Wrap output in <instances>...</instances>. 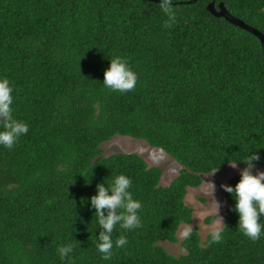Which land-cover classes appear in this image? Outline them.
I'll return each mask as SVG.
<instances>
[{
	"label": "trees",
	"instance_id": "16d2710c",
	"mask_svg": "<svg viewBox=\"0 0 264 264\" xmlns=\"http://www.w3.org/2000/svg\"><path fill=\"white\" fill-rule=\"evenodd\" d=\"M161 2L0 0V79L13 87L14 118L29 126L12 150L0 145V264H264V229L255 242L238 230L224 188L221 242L194 227L185 253L160 244L179 242L181 225L193 222L185 198L203 175L246 165L255 152L264 167V43L207 7L224 3L264 32V0H173L171 28ZM115 56L137 74L132 91L103 84ZM117 135L161 148L179 174L163 185L162 167L137 152L107 155L102 145ZM120 174L141 202L142 226L118 224L113 242H128L104 260L91 197ZM68 244L62 261L57 248Z\"/></svg>",
	"mask_w": 264,
	"mask_h": 264
},
{
	"label": "clouds",
	"instance_id": "9594fccd",
	"mask_svg": "<svg viewBox=\"0 0 264 264\" xmlns=\"http://www.w3.org/2000/svg\"><path fill=\"white\" fill-rule=\"evenodd\" d=\"M158 7L168 17L164 22V27L171 28L177 19L173 0H162ZM137 80V74L131 69L127 59L120 56L110 58V67L104 72L103 84L106 88L121 93L129 92L135 88ZM12 92L13 87L9 79H0V128H2L0 130V145L9 150H12L19 138L29 131L27 123L17 120L13 116L11 106L14 98ZM259 159L258 153L255 152L242 161L247 167L242 170L241 179L234 188L222 185L224 190L233 194L236 200L235 211L239 214L238 230L253 242L260 239L262 229H264V225L260 222V217L264 214V171H259L255 175L252 171L255 167L254 161ZM229 164L233 168L237 167V163ZM131 183L130 178L126 175H115L111 182L105 180V182L99 183L97 194L91 197V206L95 209L94 217L102 229L97 237L96 247L104 260L112 257L114 243L116 248H123L128 242L125 236H120L113 242L112 233L118 224L120 228L127 230L142 226L138 216V210L142 205L140 201L133 198L129 191ZM105 184L109 186L106 187ZM211 184L215 190L214 183ZM214 202L218 219L210 228V243H219L222 240L224 223L223 218L219 215V203L216 200ZM192 231L191 226L186 227L182 236L189 238ZM73 247L72 244H68L57 248V253L62 261L69 260Z\"/></svg>",
	"mask_w": 264,
	"mask_h": 264
},
{
	"label": "rangeland",
	"instance_id": "374dc122",
	"mask_svg": "<svg viewBox=\"0 0 264 264\" xmlns=\"http://www.w3.org/2000/svg\"><path fill=\"white\" fill-rule=\"evenodd\" d=\"M105 153L112 154L116 152H137L144 156L150 165L160 166L163 169L161 183L168 185L179 174L181 166L161 148L149 145L145 140L133 138L131 136L117 135L114 138L106 141L102 145ZM246 165H237L233 168L229 165L215 170L209 174L203 175V183L200 187H190L186 195V202L194 210V220L191 224L181 225L178 231L179 242L162 241V244L172 255L179 256L185 253V249L181 245V240L184 239L182 233L186 227H197L201 237L206 238L210 233V228L218 219L215 209V200L219 203V215L223 218L224 211L228 207L225 199L222 185H226L227 180L236 174H241ZM253 174H258L259 171H264V167L258 166L253 168ZM215 172V173H214ZM214 173V174H213ZM213 174V175H212ZM210 182V183H206ZM211 183H214L215 190ZM203 214V215H202ZM209 217L213 219L207 222ZM224 227V225L222 226Z\"/></svg>",
	"mask_w": 264,
	"mask_h": 264
},
{
	"label": "water",
	"instance_id": "95a60500",
	"mask_svg": "<svg viewBox=\"0 0 264 264\" xmlns=\"http://www.w3.org/2000/svg\"><path fill=\"white\" fill-rule=\"evenodd\" d=\"M207 7L216 16H224L229 21L233 22L234 24L239 25L242 28L249 30L252 33L256 34L260 38V40L264 43V32L246 23L244 20L232 15L224 3H219L216 6L214 2H210Z\"/></svg>",
	"mask_w": 264,
	"mask_h": 264
}]
</instances>
